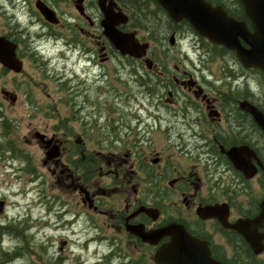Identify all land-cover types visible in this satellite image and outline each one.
Returning a JSON list of instances; mask_svg holds the SVG:
<instances>
[{"label":"flooded vegetation","instance_id":"obj_1","mask_svg":"<svg viewBox=\"0 0 264 264\" xmlns=\"http://www.w3.org/2000/svg\"><path fill=\"white\" fill-rule=\"evenodd\" d=\"M252 1L206 0L253 32ZM103 9L126 34L140 16L141 42L174 37V49L192 37L193 61H175L165 42L142 60L123 56ZM185 23L158 0H0V38L23 65L0 62V80L14 84L0 107L19 118L0 109V160L29 177L32 198L11 218L0 196V264H159L172 239L145 237L172 225L221 264H264V226L253 222L264 202V74ZM24 118L25 153L13 133Z\"/></svg>","mask_w":264,"mask_h":264},{"label":"water","instance_id":"obj_2","mask_svg":"<svg viewBox=\"0 0 264 264\" xmlns=\"http://www.w3.org/2000/svg\"><path fill=\"white\" fill-rule=\"evenodd\" d=\"M175 22L186 20L201 36L211 43L222 45L235 51L246 68L264 71V0H256V21L254 33L245 23L229 18L221 8H213L205 0H158ZM248 6L254 1L246 0ZM105 34L114 47L124 56L141 60L147 56L150 44H142L136 33L124 34L117 30L113 14L105 13ZM124 23L128 22L126 18ZM242 41L248 46L244 47ZM174 44V39L171 41ZM16 46L6 38H0V62L9 69L20 72L21 63L16 58ZM150 62V60H146ZM256 122L264 130V116L256 108ZM2 207V203L0 204ZM0 207V209H1ZM256 228L264 226V202L262 212L255 221ZM170 237L172 241L163 245L156 254L159 264H221L211 256L208 245L192 237L184 227L172 225L158 232L147 234L145 239L151 243ZM249 239V237H248ZM264 239V235H263Z\"/></svg>","mask_w":264,"mask_h":264},{"label":"rangeland","instance_id":"obj_3","mask_svg":"<svg viewBox=\"0 0 264 264\" xmlns=\"http://www.w3.org/2000/svg\"><path fill=\"white\" fill-rule=\"evenodd\" d=\"M192 40L190 38L182 41V48H174L170 45L168 41H165L163 46H166V52H169L171 55L176 57L175 61L181 62H190L193 61L194 55L193 50L191 48ZM161 45V43H159ZM158 43L156 46H159ZM154 49V48H153ZM181 50V52L179 51ZM158 52L160 50L157 49ZM213 68H216L215 66ZM4 87L6 90H12L14 88L13 79H4L0 80V90ZM1 96V95H0ZM6 108H1L4 113V119L10 120L14 122V120H18L19 118L14 117V112L10 111L9 103H5ZM29 123L30 120L28 118L22 119V123L20 125L16 124L14 129V139L17 140L15 142V146L20 148L23 153L31 151L24 145L25 139H29ZM1 125V122H0ZM28 156V155H27ZM29 157V156H28ZM19 159V158H18ZM11 160V159H10ZM23 162L15 161L13 164L17 167H21ZM51 182L48 180L47 185H50ZM0 196H5L7 198V209L6 215L13 218L17 216L20 210L28 209L31 205V186L29 177L24 176L17 178L14 176V172L11 167L8 166L3 160H0Z\"/></svg>","mask_w":264,"mask_h":264},{"label":"trees","instance_id":"obj_4","mask_svg":"<svg viewBox=\"0 0 264 264\" xmlns=\"http://www.w3.org/2000/svg\"><path fill=\"white\" fill-rule=\"evenodd\" d=\"M139 18L140 19H138V16H136V18H133V21H132V25L131 26H132L133 29H136L138 31H141V32H144V33L147 34V29H146L144 23L142 22L143 20H141V17L140 16H139ZM190 29L193 30L192 28H190ZM148 39L152 40L155 43H158V42L159 43H162V42H164L166 40L165 38L153 36L151 34L149 35ZM260 74L262 75V72L261 71H260Z\"/></svg>","mask_w":264,"mask_h":264}]
</instances>
